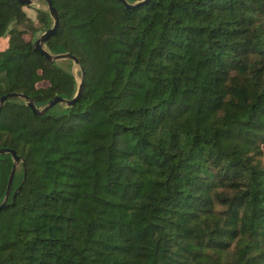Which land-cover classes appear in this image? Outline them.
I'll use <instances>...</instances> for the list:
<instances>
[{
	"label": "trees",
	"instance_id": "trees-1",
	"mask_svg": "<svg viewBox=\"0 0 264 264\" xmlns=\"http://www.w3.org/2000/svg\"><path fill=\"white\" fill-rule=\"evenodd\" d=\"M125 1L51 0L81 92L0 107V264H264V0ZM26 6L0 0V96L71 99Z\"/></svg>",
	"mask_w": 264,
	"mask_h": 264
},
{
	"label": "water",
	"instance_id": "water-1",
	"mask_svg": "<svg viewBox=\"0 0 264 264\" xmlns=\"http://www.w3.org/2000/svg\"><path fill=\"white\" fill-rule=\"evenodd\" d=\"M19 3L22 4H27L29 6H31L33 4L34 0H17ZM47 6V10L53 20V24L50 28L46 29L44 32H42L39 37L37 39L34 40L32 47L34 51H38L40 54H42L48 61L50 62H54L57 60H62V59H70L73 61L74 64L79 65L78 64V60L75 56L71 55L70 53L66 52V53H59V54H53L50 53L49 51H47L45 49V43L48 39V37L54 33L58 27V23H59V18H58V14L56 9L53 7L51 0H44ZM122 1L126 6L129 5L128 2H126L125 0H120ZM146 0L143 1H139V2H144ZM82 76H80L79 78V82H78V86H77V90L75 95L71 98V99H65L62 98L60 96H55L53 99H50L47 101V103L41 107V108H37L34 105V102L32 100L31 97L26 96L23 93H7L5 95L0 96V107L3 105V103L8 100L9 98H22L25 100V104L27 106H29L31 108V110L34 113L37 114H43L45 113L50 107H52L53 105H55L56 103H61L64 102L66 105H71L74 100L77 98V96L80 94L81 89H82ZM1 154H10L12 157V167L8 176V180H7V185H6V189H5V194L4 197L0 203V209H2L3 207L6 206L7 204V200H8V196H9V192H10V188L12 185V180H13V176H14V172L16 170V167L20 161V157L18 155L15 154V152L9 148H0V155ZM17 189L14 190L13 194H12V198H14V195L16 193Z\"/></svg>",
	"mask_w": 264,
	"mask_h": 264
},
{
	"label": "rangeland",
	"instance_id": "rangeland-1",
	"mask_svg": "<svg viewBox=\"0 0 264 264\" xmlns=\"http://www.w3.org/2000/svg\"><path fill=\"white\" fill-rule=\"evenodd\" d=\"M35 7L47 9V6H46V3L44 0H34L33 4L31 6H26V7H24V9L30 16H33V14H34L33 8H35ZM39 35L40 34L36 35L37 38L39 37ZM70 67H71V72L74 74V76L76 78V81L79 82L80 75L78 73V66L76 64H74L72 61V64Z\"/></svg>",
	"mask_w": 264,
	"mask_h": 264
}]
</instances>
